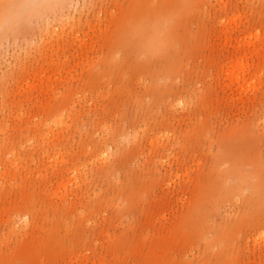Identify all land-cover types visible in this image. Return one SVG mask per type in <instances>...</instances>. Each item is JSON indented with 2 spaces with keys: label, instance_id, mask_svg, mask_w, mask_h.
<instances>
[{
  "label": "rangeland",
  "instance_id": "rangeland-1",
  "mask_svg": "<svg viewBox=\"0 0 264 264\" xmlns=\"http://www.w3.org/2000/svg\"><path fill=\"white\" fill-rule=\"evenodd\" d=\"M0 264H264V0H0Z\"/></svg>",
  "mask_w": 264,
  "mask_h": 264
}]
</instances>
